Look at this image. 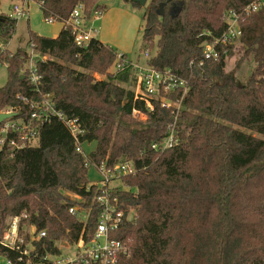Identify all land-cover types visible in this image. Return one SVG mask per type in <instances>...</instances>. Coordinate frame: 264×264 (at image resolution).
I'll return each mask as SVG.
<instances>
[{"label": "trees", "instance_id": "obj_1", "mask_svg": "<svg viewBox=\"0 0 264 264\" xmlns=\"http://www.w3.org/2000/svg\"><path fill=\"white\" fill-rule=\"evenodd\" d=\"M42 1L44 17L67 18L78 3L87 18L107 10L100 0ZM124 1L144 9L147 64L186 81L180 106L166 108L153 100L149 110L135 100L132 89L120 85L129 82L130 68L109 72L118 53L108 44L95 38L77 47L64 26L55 37L29 29L28 45L49 56L36 63L39 90L21 78L26 50L0 52L7 70L0 113L18 108L28 116L16 95L36 99L48 93L57 109L85 128L81 140L95 147L86 160L75 151L67 127L51 119L39 126L36 145L0 150V234L8 217L25 214L21 224L47 233L35 242L40 254L43 245L51 250L60 239L88 240L100 207L86 161L93 166L131 161L134 173L111 190L125 215L134 212L110 234L128 246L118 264H264V6L240 17L242 62L252 67L239 80L226 69L234 43L218 44L216 60L205 59L203 49L224 31V12L253 0H148L143 7ZM170 2V9L180 6L174 16L165 9ZM162 3L167 5L160 15ZM15 29L16 21L0 13V37L10 39ZM239 65L238 60L234 69ZM93 72L105 78L95 79ZM181 94L168 96L178 101ZM170 128L176 143L152 148ZM71 206L87 212L85 222L68 212ZM0 256L22 264L1 244Z\"/></svg>", "mask_w": 264, "mask_h": 264}, {"label": "built area", "instance_id": "obj_2", "mask_svg": "<svg viewBox=\"0 0 264 264\" xmlns=\"http://www.w3.org/2000/svg\"><path fill=\"white\" fill-rule=\"evenodd\" d=\"M29 1L32 0L14 1L10 11L5 15L17 23L18 20L27 16ZM34 2L39 7L43 3L42 0ZM169 4L172 5V2ZM263 6L264 0H253L239 11L229 10L224 12L222 19L226 25L225 29L212 42L204 44L203 57L216 60L219 57L218 44H231L240 39L242 34L239 25L240 17L244 14L256 12ZM101 13V11H96L94 16L97 17ZM89 20L90 18L86 17L84 6L81 3L74 6L67 18L53 15L44 17V21L47 23L59 22L62 26L69 29L74 44L80 48H85L92 39H95L94 34L97 33V30L88 28ZM0 49H3L1 45ZM144 56V63H140L128 57L123 58L122 54L118 53L116 60L112 64L114 70L111 73L116 74L126 68H130L134 80L132 89L134 99L144 102L149 110L153 108V100H157L162 107L178 108L180 100L187 91L186 81L178 78L170 69L157 70L153 68L146 62L149 57L148 52L145 51ZM38 60H45V58L35 50V45L30 43L26 53V60L20 72L27 77L28 82L36 90H39L42 78L36 68ZM179 90L182 94L178 101L172 100L168 96L170 93ZM16 96L28 106V116L19 115L18 108L3 111L14 112L15 115L0 122V150L9 148L11 151H15L25 146L36 145L39 126L51 121V119H56L62 122L70 132L75 151L87 160V156L92 149L87 151L85 147L89 142L81 140V137L85 134V128L80 125L76 118L67 116L62 110L57 109L50 94H42L36 99H29L23 94H17ZM133 112L137 113L135 109ZM174 136V131L170 128L169 134L161 142L154 143L152 148L165 149L172 146L177 141ZM86 165L94 167L99 175L97 181L100 182V184L89 182L90 185H94L96 188L94 201L100 207L92 236L88 240L84 239L83 236L78 237L75 241L60 239L53 243L55 250L53 248L51 249L52 251L47 250L43 245L44 252L40 254L36 250L35 242L46 238V231L44 229L37 230L33 224L25 222L21 224L20 220L21 218H26L25 214H22V216H11L8 217L6 227L0 234V244L16 252V261L22 264H118L120 256L127 254L128 246L119 239L111 237L110 234L118 229L124 219H131L132 211L129 209L127 215H125L116 198H111V190L117 187L111 185V183L114 180H120L124 176L133 174L134 165L131 161H121L113 166H107L104 161L97 166H93L86 161ZM68 212L75 215L80 221H86L87 212L84 209L71 206ZM72 248L74 251L70 252ZM0 257L6 259V264H14L11 258Z\"/></svg>", "mask_w": 264, "mask_h": 264}, {"label": "rangeland", "instance_id": "obj_3", "mask_svg": "<svg viewBox=\"0 0 264 264\" xmlns=\"http://www.w3.org/2000/svg\"><path fill=\"white\" fill-rule=\"evenodd\" d=\"M16 0H0V12L8 14L11 9L12 3ZM101 3H104L107 7V11H103L97 17L94 16V13L91 15L90 20L88 21V28L97 30V33L94 34V37L105 44L111 46L115 52L120 54H125L131 60L139 59V62L143 63L144 56V43L142 41V14L144 12L143 8L133 6L130 2L124 0H100ZM148 3V0L147 2ZM171 5L165 7L166 10L171 12ZM176 8L173 3L172 6ZM173 9V10H174ZM62 28V25L59 22L47 23L44 21V15L42 14L41 8L34 1L28 2V14L24 18L20 19L16 23V29L14 34L10 39H3L0 37V44H3L0 51L7 55L18 50H26L27 39H28V30H32L38 35L54 37L57 35L59 30ZM7 40H10L7 45H4ZM27 51V50H26ZM243 46L241 42L236 40L233 44V50L230 55L226 58V69L230 73L234 74L237 79L246 78L250 75L252 63H244L242 60ZM155 52V47L152 49L151 54ZM45 59L48 58V55H42ZM243 58V59H242ZM240 61L238 69H234L236 61ZM114 66L109 68V72L113 71ZM93 77L95 79L105 78V75H100L93 72ZM133 73L130 71V78L128 83H120L121 86L127 89H133L134 80L132 77ZM243 76V77H242ZM7 77V70L5 62L0 61V87L4 85ZM137 115V113H134ZM141 116V115H140ZM95 147V143H89L85 149L91 150ZM98 174L94 167L90 166L88 168L87 178L91 183H98ZM111 185L113 186H122L120 185L119 180H114ZM71 198L74 196L72 194H67ZM134 212H132L133 214ZM72 248L70 252H73ZM0 264H6V259L0 257Z\"/></svg>", "mask_w": 264, "mask_h": 264}, {"label": "water", "instance_id": "obj_4", "mask_svg": "<svg viewBox=\"0 0 264 264\" xmlns=\"http://www.w3.org/2000/svg\"><path fill=\"white\" fill-rule=\"evenodd\" d=\"M128 1H131V2H134V3H138L140 6H145L146 5V2L147 0H128ZM167 5V3H162L159 7V9L157 10V13L162 15L163 14V11H164V7ZM174 8H172L171 10V15L174 16L178 13L179 9H180V6H177L174 10ZM24 75H21V78H23ZM15 113L14 112H2L0 113V122L3 120V119H7V118H10L12 116H14Z\"/></svg>", "mask_w": 264, "mask_h": 264}, {"label": "crops", "instance_id": "obj_5", "mask_svg": "<svg viewBox=\"0 0 264 264\" xmlns=\"http://www.w3.org/2000/svg\"><path fill=\"white\" fill-rule=\"evenodd\" d=\"M107 11V10H106ZM105 11V12H106ZM108 12V11H107ZM3 13V12H2ZM58 34V33H57ZM55 37V36H54ZM2 38V37H1ZM4 39V38H3ZM28 40V39H27ZM9 41L10 40H7V42L4 44V45H7V43H9ZM102 42V41H101ZM103 43V42H102ZM1 46H3V44H0ZM27 46H28V43H27ZM26 50H28V49H26ZM133 61H135V60H133ZM136 61H138L139 62V59H137ZM144 61H145V59H144ZM141 63V62H140ZM144 63V62H143ZM6 66V65H5ZM7 78V77H6ZM5 83V82H4Z\"/></svg>", "mask_w": 264, "mask_h": 264}]
</instances>
